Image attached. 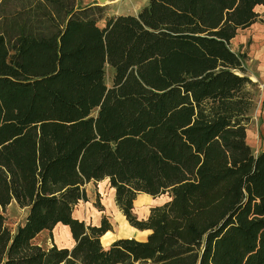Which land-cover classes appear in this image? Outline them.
<instances>
[{"label":"trees","instance_id":"1","mask_svg":"<svg viewBox=\"0 0 264 264\" xmlns=\"http://www.w3.org/2000/svg\"><path fill=\"white\" fill-rule=\"evenodd\" d=\"M259 4L147 0L99 25L95 2L0 0V264H264L256 82L229 45ZM104 178L145 239L73 215ZM140 192L169 198L138 219ZM11 200L26 211L13 230ZM57 223L70 246L32 242Z\"/></svg>","mask_w":264,"mask_h":264},{"label":"rangeland","instance_id":"2","mask_svg":"<svg viewBox=\"0 0 264 264\" xmlns=\"http://www.w3.org/2000/svg\"><path fill=\"white\" fill-rule=\"evenodd\" d=\"M80 4L95 2L104 7L103 14L98 20L99 25L104 24V17L107 14L136 13L137 10L147 3V0H78ZM259 14L264 13V5L259 4L255 8ZM261 18V17H260ZM244 29V28H243ZM232 46L231 44H229ZM233 48V46H232ZM251 64V63H250ZM248 66V65H247ZM246 68V73L251 78L250 70ZM112 68L108 65L105 67V84H110ZM253 105L249 111V120L246 124V142L250 145L253 152H256L262 145L264 139V86L257 84L253 87ZM87 199L79 200L72 208L73 215L84 222L99 225L100 219L104 217L110 225V231L116 237H131L145 239L149 230H140L127 222L122 212L114 203V193L108 186L107 178L99 181H88L84 184ZM169 198L167 192L160 195H150L148 193H138L133 200L132 208L138 219H144L149 211L150 206L159 205ZM5 218V224L12 230L22 221L25 208H19L11 200L1 211ZM72 239L66 227L60 224L50 230H41L32 238V242L49 246L52 243L58 246H70Z\"/></svg>","mask_w":264,"mask_h":264},{"label":"crops","instance_id":"3","mask_svg":"<svg viewBox=\"0 0 264 264\" xmlns=\"http://www.w3.org/2000/svg\"><path fill=\"white\" fill-rule=\"evenodd\" d=\"M260 17V20L251 23L244 29H238L236 35L230 38L229 44L233 46L234 50L244 53V67L250 70L254 82L264 86V13ZM63 226L68 230L66 225Z\"/></svg>","mask_w":264,"mask_h":264},{"label":"water","instance_id":"4","mask_svg":"<svg viewBox=\"0 0 264 264\" xmlns=\"http://www.w3.org/2000/svg\"><path fill=\"white\" fill-rule=\"evenodd\" d=\"M99 1H103V0H99Z\"/></svg>","mask_w":264,"mask_h":264},{"label":"bare ground","instance_id":"5","mask_svg":"<svg viewBox=\"0 0 264 264\" xmlns=\"http://www.w3.org/2000/svg\"><path fill=\"white\" fill-rule=\"evenodd\" d=\"M104 1H107V0H104Z\"/></svg>","mask_w":264,"mask_h":264}]
</instances>
